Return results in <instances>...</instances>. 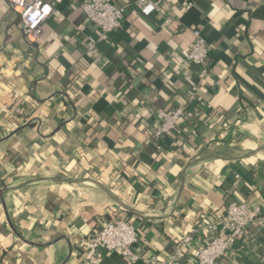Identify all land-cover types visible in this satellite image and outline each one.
<instances>
[{"label":"crops","instance_id":"1","mask_svg":"<svg viewBox=\"0 0 264 264\" xmlns=\"http://www.w3.org/2000/svg\"><path fill=\"white\" fill-rule=\"evenodd\" d=\"M81 1L61 0L33 42L0 0V264H86L93 231L117 216L138 230L139 254L163 260L188 235L209 243L205 226L229 203L264 210V0H161L150 16L121 0L106 40ZM195 30L209 50L202 85L186 60ZM178 104L190 116L155 144L154 113ZM89 126L94 147L80 148ZM248 233L224 264H264V227Z\"/></svg>","mask_w":264,"mask_h":264},{"label":"built area","instance_id":"2","mask_svg":"<svg viewBox=\"0 0 264 264\" xmlns=\"http://www.w3.org/2000/svg\"><path fill=\"white\" fill-rule=\"evenodd\" d=\"M119 1L121 2V0H82L80 2V8L87 19L101 31L99 40L108 39L112 32L121 27L127 6ZM4 2L19 16L21 29L26 39L37 42L42 36L43 23L55 14L61 0H4ZM132 3L142 16L163 15L161 0H133ZM165 20L168 24L169 16H166ZM194 34L195 41L186 53V60L203 67L199 75V84L202 85L208 75L206 64L209 50L201 31L195 30ZM97 41L93 38L87 40L88 52L95 51ZM195 98L194 92L188 96L189 102H194ZM189 116L187 106L182 104L170 109H158L151 122L153 142L159 144L166 136L182 126ZM253 224L264 227L262 208H252L245 202L229 203L218 218L206 224V229L214 233L209 243L195 245V236L188 235L178 242L171 254L159 260L156 256L141 255L137 252L138 230L132 222L117 216L93 231L84 254V263L100 264L102 256L99 251L102 249L108 252H119L131 262L145 264H179L182 259L190 255L197 264H224L232 244L236 240H247L248 229Z\"/></svg>","mask_w":264,"mask_h":264},{"label":"trees","instance_id":"3","mask_svg":"<svg viewBox=\"0 0 264 264\" xmlns=\"http://www.w3.org/2000/svg\"><path fill=\"white\" fill-rule=\"evenodd\" d=\"M17 27L21 29L20 18H19V24H18ZM78 70H79V73H76V74H80V72L82 71L81 67H79ZM76 74H70L68 81H65V84L63 85L64 86V89H65V92L67 94L68 93L73 94L74 97L72 99H75L76 98L75 95L78 92V90H77V84L75 82H73L74 77L75 76L77 77ZM71 124L72 123H69L68 125L71 126ZM86 131L87 132L85 133V135L83 134L79 138L80 139V145H79V147L80 148L93 149V147H94L93 133L96 131V129H95L94 126H89L86 129ZM3 254L9 255V257H11L14 260L21 259L20 258V255L13 248H9L7 250H3Z\"/></svg>","mask_w":264,"mask_h":264},{"label":"water","instance_id":"4","mask_svg":"<svg viewBox=\"0 0 264 264\" xmlns=\"http://www.w3.org/2000/svg\"><path fill=\"white\" fill-rule=\"evenodd\" d=\"M20 238H21L24 242H26V243H28V244H31V243H29L27 240L23 239L22 236H20ZM32 245L34 246V244H32Z\"/></svg>","mask_w":264,"mask_h":264}]
</instances>
